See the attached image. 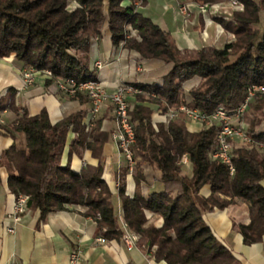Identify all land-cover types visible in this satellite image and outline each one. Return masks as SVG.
I'll return each instance as SVG.
<instances>
[{
    "label": "trees",
    "instance_id": "16d2710c",
    "mask_svg": "<svg viewBox=\"0 0 264 264\" xmlns=\"http://www.w3.org/2000/svg\"><path fill=\"white\" fill-rule=\"evenodd\" d=\"M0 0V58L15 59L34 70H49V85L62 78L76 82L95 80L89 65V48L103 29L110 33L113 45L136 51L142 58L170 64L161 84L130 83L142 93L130 105L134 124L132 173L136 182L132 197L125 194L123 179H118L116 196L126 227L140 237V247L156 261L167 264H240L205 223L203 214L210 210L200 195L210 187V199L224 208L241 200L249 210L248 224L236 225L243 243L259 242L264 235V95L256 93L248 104L246 134L251 142L233 148L229 166L210 153L217 142L218 125L189 131L185 113L166 125H152L156 104L161 112L184 105L211 114L219 106L234 109L252 85L264 87V0H237L242 11L233 12L231 20L217 21L235 40L222 48L213 44L197 49L179 48L170 32L161 29L149 17L124 0ZM208 5L226 0H194ZM145 0H141L145 4ZM131 30L136 36L131 35ZM199 77L198 85L183 96L185 81ZM81 103L88 101L81 93L69 95ZM10 109L17 117L12 129L20 134L23 145L12 143L0 154V168L8 167L7 186L14 194L28 196L27 207L39 210L38 222L48 212L68 205L85 207L83 214L92 218L98 232L106 239L119 240L122 227L113 194L102 179V148L108 134L100 130L101 119L86 129L85 110L73 112L51 123L45 108L37 114L15 102V91L0 96V112ZM77 137L71 143L68 162L61 158L68 131ZM13 136V135H12ZM88 149L98 160L79 172L69 166L72 153ZM186 155L192 165L191 176L181 173V159ZM160 172L162 189L146 196L139 189L144 178L142 165ZM125 170H123L124 172ZM163 220L160 227L147 223L146 212ZM141 244L143 246H141Z\"/></svg>",
    "mask_w": 264,
    "mask_h": 264
},
{
    "label": "crops",
    "instance_id": "0c3cea01",
    "mask_svg": "<svg viewBox=\"0 0 264 264\" xmlns=\"http://www.w3.org/2000/svg\"><path fill=\"white\" fill-rule=\"evenodd\" d=\"M173 1L159 0L157 4L159 10L160 4L164 7L162 13H150L149 0H146V4L138 8V11L149 17L161 29L170 32L180 49L196 48V43L198 47L206 44H201L204 39L201 42L193 33L189 35L182 33L184 37L182 38L180 30L182 28L187 32V25L182 23L180 19L182 16ZM129 3L127 0L124 1L126 5ZM214 31L209 25L204 28V34L212 35ZM88 56L90 68L95 71L96 78L106 84L110 90L119 82L161 84L166 72L158 75L156 68L167 65L168 71L171 67L170 64L162 63L160 60L141 58L136 51L113 45L107 29H103L99 39L90 45ZM9 58L0 59V96L13 89L17 105L24 107L29 115H35L45 108L51 123L80 109L87 111L88 101L81 103L61 93L54 82L45 85L47 77L40 71L13 59L7 62ZM132 60L141 63H134ZM94 61L101 62L102 67L95 69ZM24 72L34 73L32 82L26 85L23 81ZM185 84L187 81L184 87ZM130 101L133 106L135 98L130 97ZM143 104L152 108L155 114L159 111L156 104L147 102ZM16 117L17 115L10 109L0 112V154L14 142L23 145L22 136L12 129ZM96 119H101L100 130L108 134V139L102 148V179L113 194V201L122 223V210L116 196L118 179H123L125 194L129 197L135 193L136 182L117 145L111 139V132L115 129L111 104H107ZM86 121L87 118L84 117L82 123ZM186 127L192 132L199 130V126L194 123H186ZM260 130H264V123L260 126ZM76 137L75 132L68 131L61 158L62 165L68 162L69 148ZM182 162L181 173L191 176L192 165L186 155ZM97 163L98 160L88 149L72 153L69 157V166L73 172H79L82 168L88 165L95 166ZM142 173L144 178L139 182L142 195L146 196L162 189L158 170L144 164ZM7 176L8 167L4 165L0 168V264H68L69 253L74 249L81 251L80 264H167L164 260L156 261L150 258L138 242L132 247L125 245L121 239H106L105 243L97 242L96 238L101 234L97 230L96 223L83 214L85 207L80 205H68L64 210L48 212L41 222H38L39 210L28 208L19 221H14L10 214L15 195L7 186ZM261 184L264 186V179ZM199 193L211 207L203 214L205 223L232 251L240 264H264V235L259 242L247 245L243 243L242 235L236 227L238 224H248L250 221L247 204L236 200V203L222 208L210 199L208 185H204ZM146 218L148 224L156 227L162 225V218L152 212L147 211ZM9 227L13 229L11 232L8 231Z\"/></svg>",
    "mask_w": 264,
    "mask_h": 264
},
{
    "label": "built area",
    "instance_id": "2783aa9c",
    "mask_svg": "<svg viewBox=\"0 0 264 264\" xmlns=\"http://www.w3.org/2000/svg\"><path fill=\"white\" fill-rule=\"evenodd\" d=\"M206 6L207 5L201 6L203 11H205ZM185 10V7H178L179 13H184ZM94 64L97 68L101 67L100 62H95ZM44 74L47 78L51 77L49 70H44ZM33 75L34 73L31 72L23 73V81L25 85L32 82ZM56 86L63 94L73 95L75 93H81L87 97V121L84 123L86 128L92 125L99 112L107 104H111L113 120L115 122V129L111 132V139L117 145L119 153L126 162L127 168L132 171L135 161L134 153L131 149V146L134 143V124L130 119V104L128 103V99L131 96L142 93V91L130 83H117L110 90L106 84L97 79L76 82L69 77L58 79ZM256 93L264 95V87L262 85H252L247 89L245 98L234 109L227 110L222 106H219L211 114H206L198 109L188 108L184 105L169 108L165 112L159 110L154 116L155 118L153 117V125L155 126V122L167 123L168 121L175 119L179 112H184L188 120L191 123L197 124L199 127L218 125L219 130L216 137L217 142L215 149L210 153V157L226 163L229 166L230 172H232L233 167L230 162V156L231 151L234 148V140L239 139L247 144L251 142V139L246 134L243 124H236L234 123V120H240L249 102L254 98ZM182 161H184V156ZM27 201V195H15L12 213L10 214L14 221H19L27 212ZM121 227L122 235L120 239L122 242L128 247L134 246L138 242V234L129 230L124 222L121 223ZM12 230L11 227L8 228V231L11 232ZM96 241L99 243H105L106 238L99 236L96 238ZM81 257L82 255L79 249L72 250L68 256V264H80Z\"/></svg>",
    "mask_w": 264,
    "mask_h": 264
},
{
    "label": "rangeland",
    "instance_id": "374dc122",
    "mask_svg": "<svg viewBox=\"0 0 264 264\" xmlns=\"http://www.w3.org/2000/svg\"><path fill=\"white\" fill-rule=\"evenodd\" d=\"M124 1H126V0H124ZM124 1L122 2L123 5H124ZM127 1H129L130 2L129 4H131L130 0H127ZM158 2H159V0H149L148 9H149L150 13H152V14L153 13L154 14L162 13V11H163L162 9L164 7H163V5L160 4V10H159V8H158L159 6L157 5ZM173 3H174L175 8L177 10H178L179 6L185 7V9H186L184 13H180V16H182L180 19L182 20V23H185V25H187V32H186L185 29L181 28V30H180L181 31V35H182V33H184L186 35H189V34L193 33L194 36L197 35V38L199 40H201V42L203 41L202 39H204V41L201 44H203V43H206L204 45L213 44V45H215L218 48H222L226 43H230V42L235 40L234 35L232 33L228 32L227 30H225L224 27L217 21V19L221 18V19H223L225 21H229V20H231V15H232L233 12L242 11L243 10V5L241 3H239L237 0H226V1L215 2L213 4H208L205 7V11H203L202 8H201V6H203V4H200V3H198V2H196L194 0H174ZM133 4L135 5L136 10L138 11V8H140L141 6H144L146 4V2H145V4H142L141 0H134ZM76 6H77V3L75 1H73V0H69L68 1V4H67V8L68 9H73ZM208 25L213 27L214 30H215L212 35L204 34V28L207 27ZM131 35L136 36L135 31L131 30ZM182 38H184L183 35H182ZM97 39H99V38L94 37L91 40V44L94 43L95 41H97ZM118 46L122 47V44H119ZM195 46H196V48H189V49H197V48H199L198 47L199 45L197 43H196ZM11 56H10L11 58L8 57L9 60H6L7 62H9L11 59L17 61L15 59L14 55H11ZM2 59H4V58H2ZM132 61L134 63H141V62H138V61L135 62L134 60H132ZM95 62H99V61H94V63ZM94 63H93V67L95 69H98L97 66H95ZM162 63H164V62H162ZM138 65H140V64H138ZM101 67H102V64H101ZM167 69H168L167 65H163L161 67L156 68L158 75L167 72ZM37 71H40L43 75H45L44 74V70H37ZM191 79H192V81H190ZM191 79L187 80V84H185L186 85L185 87L183 85H184V83H186V81L182 85L183 96H184V99L186 101L189 100V95H188L189 90L194 88V87H196L198 85L199 81H200L199 77H196V78L193 77ZM97 80H99V79H97ZM188 81L190 83L193 82L191 84V86H188L190 84ZM56 82H54V83L56 84ZM131 97L135 98V96H131ZM252 101H253V99L250 102H252ZM128 103L131 105L130 97L128 99ZM247 110H248V106H247L246 110L244 111V113H243L242 117L240 118V120L239 121L237 119L234 120V123H236V124H243V127L245 128V130L248 129V127H249L248 122L246 120V116H245V115H247L246 114ZM155 115L156 114L154 113V110H153V115H152V120H151L152 125H153V119L155 118L154 117ZM167 123L155 122V126L153 125V127L157 129V125L158 124L166 125ZM185 123H191L186 116H185ZM263 123L264 122H262V124ZM203 128H206V127H199V130H201ZM243 145H247V143H244L243 141H241L239 139H235L234 140V148L241 147ZM261 145L264 147V143L261 144ZM182 163L183 162H182V159H181V164ZM181 169H182V167H181ZM138 242L140 243V237L138 238ZM139 246H140V244H139ZM141 246H143V245L141 244Z\"/></svg>",
    "mask_w": 264,
    "mask_h": 264
}]
</instances>
